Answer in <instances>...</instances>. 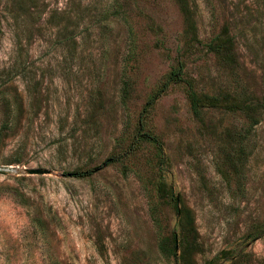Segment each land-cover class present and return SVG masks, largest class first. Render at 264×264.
I'll return each instance as SVG.
<instances>
[{"label": "rangeland", "instance_id": "rangeland-1", "mask_svg": "<svg viewBox=\"0 0 264 264\" xmlns=\"http://www.w3.org/2000/svg\"><path fill=\"white\" fill-rule=\"evenodd\" d=\"M116 10L135 32L132 54ZM224 29L234 67L191 39L190 30L205 42ZM179 60L199 90L261 107L243 166L242 113L207 109L200 124L182 83L148 111L177 198L178 211L164 204L160 217L182 258H166L141 185L154 180V146L102 162L124 150L147 97ZM1 126L0 264H264V0H0ZM85 169L93 171L71 175ZM188 218L195 234L183 246L179 220Z\"/></svg>", "mask_w": 264, "mask_h": 264}, {"label": "trees", "instance_id": "trees-1", "mask_svg": "<svg viewBox=\"0 0 264 264\" xmlns=\"http://www.w3.org/2000/svg\"><path fill=\"white\" fill-rule=\"evenodd\" d=\"M115 15L118 16L128 28L129 34V44L128 53L132 54L135 50V32L132 25L128 21V18L124 16L119 10H116ZM191 23V21L189 22ZM191 31V39L195 42L202 44L205 50L209 53L214 54L221 60L225 65L234 67L237 64V59L234 51V44L232 36L229 34L228 30L224 29L209 40L202 42L195 34L194 30ZM185 65L183 61H177L176 64L171 67V69L164 75L162 81L158 85L157 89L153 91L147 100L138 116L137 122L131 132V139L127 143L126 147L122 152L114 154L105 158L102 162L103 165L110 163H123L127 155L135 153L142 144H151L155 148L156 161L153 165V173L155 174L154 180L148 182L142 178V189L148 199V210L154 226L156 227L158 234V249L160 253L166 258H182L181 253H177V239L173 235L164 234L162 228V219L160 217L161 207L166 204L174 210L178 211L177 199L173 192L172 186L168 184L164 178L163 170L166 163V156L163 150V145L161 139L156 136L151 130L146 126V115L150 108L153 106L155 101L160 97V95L166 91V89L175 83H182L184 86L186 98L189 104L190 111L193 117L200 123L204 125V114L207 109H221L228 112H240L242 113L247 121L248 126L245 133L238 139V151L237 160L239 165L243 166L242 161L246 158V139L251 132L254 125L259 121V109L261 107V102L259 100L252 99L250 97H245L238 93H231L228 91H221L218 93H208L198 89L195 80L191 77L185 75ZM132 82L130 78L125 75L122 80V86L120 89V103L124 108L131 97ZM6 104L7 102H3ZM14 119V114L11 115V119ZM4 128L0 127V136ZM122 171L125 172L126 165L122 164ZM93 169L85 170H75L71 172V175L77 177H84L92 173ZM151 185L154 189V195L150 194ZM13 195L18 196L19 193L16 190L11 191ZM179 225L181 227V240L185 243H179L180 245L186 246L188 236H194L195 230L193 227V221L188 218L185 221L179 220Z\"/></svg>", "mask_w": 264, "mask_h": 264}, {"label": "water", "instance_id": "water-1", "mask_svg": "<svg viewBox=\"0 0 264 264\" xmlns=\"http://www.w3.org/2000/svg\"><path fill=\"white\" fill-rule=\"evenodd\" d=\"M22 169H23L22 172L25 173V174H28V175H31V174H44V173H48L49 172L47 169L41 168V167H23ZM0 170H6V169L4 167H1Z\"/></svg>", "mask_w": 264, "mask_h": 264}]
</instances>
